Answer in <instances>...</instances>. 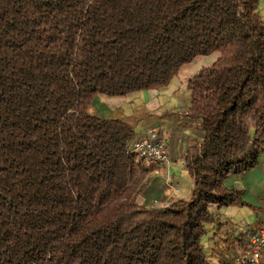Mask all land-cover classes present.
I'll list each match as a JSON object with an SVG mask.
<instances>
[{
    "label": "trees",
    "instance_id": "obj_1",
    "mask_svg": "<svg viewBox=\"0 0 264 264\" xmlns=\"http://www.w3.org/2000/svg\"><path fill=\"white\" fill-rule=\"evenodd\" d=\"M259 2L0 0V264H216L207 225L246 203L224 180L264 143ZM213 52L189 82L205 132L187 155L192 193L142 204L134 128L89 106L167 86Z\"/></svg>",
    "mask_w": 264,
    "mask_h": 264
},
{
    "label": "crops",
    "instance_id": "obj_2",
    "mask_svg": "<svg viewBox=\"0 0 264 264\" xmlns=\"http://www.w3.org/2000/svg\"><path fill=\"white\" fill-rule=\"evenodd\" d=\"M258 9L264 19V0H260ZM219 56V52H213L196 57L183 65L167 86L119 96L98 93L92 100L91 114L128 123L136 137L155 128L165 142L170 160L147 163L149 182L137 198L140 203L170 204L192 193L195 182L187 155L203 142L205 132L200 119L186 114L192 103L189 82ZM224 185L239 190L246 203L235 201L217 209L202 238L207 254L216 264H258L247 246L254 231L264 225V143L258 163L248 170L230 173Z\"/></svg>",
    "mask_w": 264,
    "mask_h": 264
},
{
    "label": "built area",
    "instance_id": "obj_3",
    "mask_svg": "<svg viewBox=\"0 0 264 264\" xmlns=\"http://www.w3.org/2000/svg\"><path fill=\"white\" fill-rule=\"evenodd\" d=\"M130 149L147 163H168L170 160L165 142L155 128H150L134 138L130 143ZM249 242L251 247L248 251L254 262L258 264L264 262V225L254 231Z\"/></svg>",
    "mask_w": 264,
    "mask_h": 264
},
{
    "label": "rangeland",
    "instance_id": "obj_4",
    "mask_svg": "<svg viewBox=\"0 0 264 264\" xmlns=\"http://www.w3.org/2000/svg\"><path fill=\"white\" fill-rule=\"evenodd\" d=\"M146 132V131H145Z\"/></svg>",
    "mask_w": 264,
    "mask_h": 264
}]
</instances>
